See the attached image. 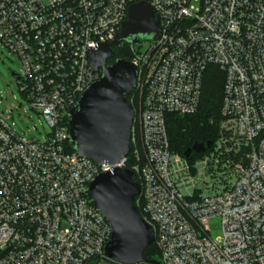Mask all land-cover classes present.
Here are the masks:
<instances>
[{"label":"built area","instance_id":"obj_1","mask_svg":"<svg viewBox=\"0 0 264 264\" xmlns=\"http://www.w3.org/2000/svg\"><path fill=\"white\" fill-rule=\"evenodd\" d=\"M141 1L162 33L129 44L132 162L99 164L68 149L69 112L101 75L88 52L112 42ZM0 41L49 126L26 138L0 110V264H120L105 254L112 230L89 189L114 166L137 175L160 264H264V0H0ZM211 65L224 74L217 134L187 158L171 147L168 116L197 111Z\"/></svg>","mask_w":264,"mask_h":264},{"label":"water","instance_id":"obj_2","mask_svg":"<svg viewBox=\"0 0 264 264\" xmlns=\"http://www.w3.org/2000/svg\"><path fill=\"white\" fill-rule=\"evenodd\" d=\"M159 16L147 1L132 4L127 19L110 43H101L88 52L91 68L100 77L79 96L69 112V144L72 149L99 164L115 165L128 156L132 149V126L135 118L133 105L128 101L136 88L138 68L130 60L117 58L114 46L160 37ZM15 78L18 74L14 73ZM212 141L195 142L184 155L205 151ZM89 189L96 208L104 215L112 230L105 246L106 256L120 264L147 261L146 249L154 243V229L140 215L134 199L140 195V183L130 168L114 166L97 175ZM160 264L159 262H154Z\"/></svg>","mask_w":264,"mask_h":264},{"label":"trees","instance_id":"obj_3","mask_svg":"<svg viewBox=\"0 0 264 264\" xmlns=\"http://www.w3.org/2000/svg\"><path fill=\"white\" fill-rule=\"evenodd\" d=\"M129 43H121L114 46L115 56L107 60V63H113L117 58L131 60ZM224 74L215 65L208 67L199 107L192 114H170L167 120V128L170 137L171 147L174 151L183 154L185 150L191 147L195 142L214 141L218 124L221 118V103L223 94ZM128 101L130 96H127ZM68 149H72L70 144ZM131 154L128 156V164L130 167L132 162ZM134 178L138 181L137 175ZM134 204L141 211L137 203V198L134 199ZM145 256L149 261L160 262V251L154 242L145 251Z\"/></svg>","mask_w":264,"mask_h":264},{"label":"rangeland","instance_id":"obj_4","mask_svg":"<svg viewBox=\"0 0 264 264\" xmlns=\"http://www.w3.org/2000/svg\"><path fill=\"white\" fill-rule=\"evenodd\" d=\"M148 41H143L142 44L145 45ZM13 72L22 73L21 60L15 52L0 41V110L6 114L11 113L12 117L8 121L23 137L44 139L49 131V126L20 91ZM134 100L135 105H138L137 95ZM221 231L220 219H213L210 222L211 235L218 237L221 235Z\"/></svg>","mask_w":264,"mask_h":264},{"label":"flooded vegetation","instance_id":"obj_5","mask_svg":"<svg viewBox=\"0 0 264 264\" xmlns=\"http://www.w3.org/2000/svg\"><path fill=\"white\" fill-rule=\"evenodd\" d=\"M110 64V63H109Z\"/></svg>","mask_w":264,"mask_h":264}]
</instances>
